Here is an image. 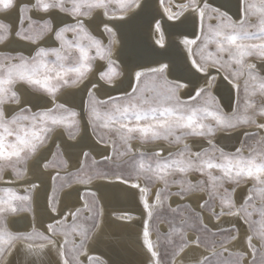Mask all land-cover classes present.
I'll return each instance as SVG.
<instances>
[{"label":"snow or ice","instance_id":"obj_1","mask_svg":"<svg viewBox=\"0 0 264 264\" xmlns=\"http://www.w3.org/2000/svg\"><path fill=\"white\" fill-rule=\"evenodd\" d=\"M0 16V170H16L0 188V264L50 252L55 264H105L88 244L102 201L117 191L135 198L136 209L112 216L131 226L139 212L143 264H264V204L254 203L257 193L264 200V103L252 99L264 97V0H236L235 12L216 0H0ZM144 17L157 50L165 28L177 38L181 65L113 58L114 48L123 52L126 27ZM18 82L44 105L33 111L22 102ZM102 88L118 91L101 98ZM64 89L82 93L80 104L61 102ZM224 92L233 96L227 111ZM56 128L67 140L52 139ZM218 132L236 133L238 146H220ZM187 137L202 140L193 148ZM133 141L182 147L137 151ZM33 158L46 180L27 177ZM17 182L23 192L11 186ZM41 190L46 218L37 220L32 201ZM21 213L30 222L10 229L9 217ZM157 218L168 224L164 245L159 232L153 239ZM193 221L198 234L188 239ZM189 252L198 254L189 260Z\"/></svg>","mask_w":264,"mask_h":264},{"label":"bare ground","instance_id":"obj_2","mask_svg":"<svg viewBox=\"0 0 264 264\" xmlns=\"http://www.w3.org/2000/svg\"><path fill=\"white\" fill-rule=\"evenodd\" d=\"M27 2V0H25ZM217 3L225 5V7L231 8L232 12L236 11V0H216ZM96 13H94V16ZM0 19H3L0 16ZM87 23V20H86ZM89 31L98 38L102 39L105 44H107V37L102 36L100 31L92 25H88ZM177 38L174 36H169L168 30L165 28V45L162 49L157 50L158 46L153 43L154 37L151 29L148 25V18L144 17L136 20L132 24L128 25L125 29V44L123 52L121 53L119 48H114L113 58H116L118 54L122 55L125 60L130 61H140L144 63H150L159 59H163L165 62L171 60L175 62L178 66L181 65V55L175 46L174 41ZM96 64L105 63L104 61L96 60ZM127 85H125L126 87ZM15 90L21 95L22 102L26 101L33 106V111L38 110L44 105V101L40 98V94L31 88L23 85L17 84ZM74 91L73 89L62 90L63 96L61 97V102H67L71 105H79L81 102L82 93L72 96L70 93ZM118 89H108L102 88L97 95L104 98L107 95L117 94ZM233 96L228 92H224L222 104L226 106L227 109L232 105ZM7 109L18 110L15 104H10L6 107ZM254 127V126H253ZM80 135H84L83 125L80 130ZM60 137L63 140H67L68 135L66 131L62 128L57 129L52 134V139ZM201 140H189L185 143L189 144L193 148L196 147ZM216 142L220 146L225 147L226 150H233L234 146H238V140L236 138V133L231 135L221 132L216 138ZM74 143V141L72 142ZM206 143V142H205ZM234 144V145H233ZM159 146H163L165 153L172 151H177L178 147L172 146L169 143L158 142L154 144H141L140 142H134L133 147L137 151H152L156 150ZM76 151V150H73ZM95 155V153H94ZM97 159L99 157L97 156ZM27 177L32 179L35 175H40L42 179H47L40 172V169L34 166V160L27 165ZM13 175L11 173H6L4 176L5 183L2 187L9 186ZM195 180L194 178H192ZM17 190L23 192V185L19 182L12 184ZM243 187V186H242ZM175 188H173L174 190ZM204 193H196V196L203 195ZM195 197H190L189 199H194ZM174 201L175 198H172ZM45 202V193L43 190L39 191L34 195L33 208L35 209V214L37 220H43L46 218L43 211ZM172 202V201H170ZM104 203V215L101 218L100 226L93 238L89 241L88 250L90 253H94L96 256L102 258L105 264H143L145 259L144 251L141 247L139 240L140 233V223H139V212H136L138 217L137 221L131 226H126L113 222V210L116 208L133 210L136 209V201L131 192L117 191L111 194L107 202ZM64 206L63 193H61V207ZM175 206V203H173ZM192 207L195 208L196 204L193 203ZM31 214L24 213L22 215L9 217L8 226L12 230L20 229L24 230L25 226L30 222ZM16 222L15 224L13 222ZM204 222L208 223L211 227L215 223L214 220L209 221L207 214H205ZM164 230V226H161ZM196 234L188 232L186 237L192 239ZM153 239H156V235L153 234ZM198 253L189 252V260L192 256ZM56 255L55 252H50L48 254H36L34 257H28L23 254L17 255L15 257V264H55ZM187 264V262H186Z\"/></svg>","mask_w":264,"mask_h":264},{"label":"rangeland","instance_id":"obj_3","mask_svg":"<svg viewBox=\"0 0 264 264\" xmlns=\"http://www.w3.org/2000/svg\"><path fill=\"white\" fill-rule=\"evenodd\" d=\"M250 2L251 3H254V4H258L259 3V0H250ZM252 22H253V24H258V18L257 17H253L252 18ZM17 84H22V83H17ZM16 84V85H17ZM15 85V86H16ZM33 90V89H32ZM35 91V90H34ZM254 101H255V103L257 104V105H260L261 103H264V97H261L260 95H259V93L257 92V95H255L253 98H252ZM8 106V105H7ZM6 106V107H7ZM250 128H254L253 126H250ZM57 129H60V128H56L55 130H54V132L57 130ZM62 129H64V128H62ZM65 131H66V133H67V130L66 129H64ZM53 132V133H54ZM52 133V134H53ZM221 132H218L217 133V136H219V134H220ZM67 135H68V133H67ZM113 139H116V137L115 136H113L112 137ZM202 140V138H199V137H187L186 139H185V141H189V140ZM134 142H139V141H133L132 143H134ZM159 143L160 142H165V143H169V142H167V141H158ZM158 142H155V143H158ZM50 143H51V141H50ZM141 143V142H140ZM147 144H154V143H147ZM170 145H172V146H175V147H178V148H181L182 147V145H176V144H171V143H169ZM234 145V144H233ZM127 159V157H124V158H122V160L121 161H119V162H123V160H126ZM34 160V158L33 159H30L29 161H28V164L30 163V162H32ZM27 164V165H28ZM18 167V169H23L25 166H24V164L23 163H21L20 165H18L17 166ZM15 171L16 170H14V169H12V168H5V169H3V170H0V176H5V174L6 173H11L12 175H14L15 174ZM176 179H179L180 177L179 176H177V177H175ZM189 178L190 179H192V178H194V179H202L203 177H200L199 176V174H196V173H192V174H189ZM5 183V181H4V179H2V180H0V188H3L2 187V185ZM172 188H175V185H173L172 186ZM17 190V189H16ZM18 192H22V191H20V190H17ZM254 203L256 204V206H257V209L259 208V206L260 205H262V204H264V200H261L260 199V197H259V193H257V195H256V199H255V201H254ZM32 204H33V201H32ZM166 209H167V205H164L163 207H162V209H161V213H162V216H164V215H167V211H166ZM22 214H24V213H21L20 215H22ZM255 219H259V214H258V211L256 212V214H255V217H254ZM153 224H154V230H153V234H155L156 235V238H157V232H159V234H160V243H161V245H164V244H166V241H165V239H164V233H165V231H167V229H168V224H167V222L163 219V218H157V219H154V221H153ZM161 226H164V230H162L161 229ZM197 227V225H196V223H195V221H193L192 222V227L190 228V229H187L186 230V232H185V235L188 233V232H192V233H194V234H198L196 231H195V228ZM174 239H177L178 240V238H176V237H174Z\"/></svg>","mask_w":264,"mask_h":264},{"label":"water","instance_id":"obj_4","mask_svg":"<svg viewBox=\"0 0 264 264\" xmlns=\"http://www.w3.org/2000/svg\"><path fill=\"white\" fill-rule=\"evenodd\" d=\"M35 111H36V110H35ZM178 149H179V148H178ZM178 149H177V150H178Z\"/></svg>","mask_w":264,"mask_h":264}]
</instances>
